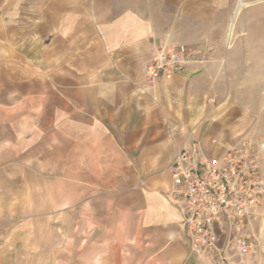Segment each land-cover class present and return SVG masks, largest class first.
Wrapping results in <instances>:
<instances>
[{"label": "crops", "instance_id": "0c3cea01", "mask_svg": "<svg viewBox=\"0 0 264 264\" xmlns=\"http://www.w3.org/2000/svg\"><path fill=\"white\" fill-rule=\"evenodd\" d=\"M237 3L0 0V264H211L170 167L193 140L215 155L253 136L232 106ZM159 41L207 59L150 87Z\"/></svg>", "mask_w": 264, "mask_h": 264}, {"label": "built area", "instance_id": "2783aa9c", "mask_svg": "<svg viewBox=\"0 0 264 264\" xmlns=\"http://www.w3.org/2000/svg\"><path fill=\"white\" fill-rule=\"evenodd\" d=\"M206 49L159 41L143 69L148 86L205 62ZM264 141L242 140L219 154L196 140L177 151L170 167L168 199L183 217L191 250L211 264H231L254 252V225L264 215Z\"/></svg>", "mask_w": 264, "mask_h": 264}, {"label": "rangeland", "instance_id": "374dc122", "mask_svg": "<svg viewBox=\"0 0 264 264\" xmlns=\"http://www.w3.org/2000/svg\"><path fill=\"white\" fill-rule=\"evenodd\" d=\"M227 32L226 46L240 49V65L234 74L232 87V106L254 115V133L248 136V140L264 141V0H238ZM244 139H240L239 143ZM255 223L257 245L254 252L236 258L233 264H264V215Z\"/></svg>", "mask_w": 264, "mask_h": 264}]
</instances>
